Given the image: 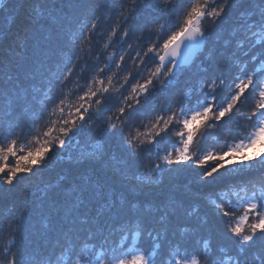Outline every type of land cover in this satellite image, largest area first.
<instances>
[{"label": "snow or ice", "instance_id": "6c2138e0", "mask_svg": "<svg viewBox=\"0 0 264 264\" xmlns=\"http://www.w3.org/2000/svg\"><path fill=\"white\" fill-rule=\"evenodd\" d=\"M0 15V264H264V0ZM222 122L223 147L199 151Z\"/></svg>", "mask_w": 264, "mask_h": 264}, {"label": "trees", "instance_id": "16d2710c", "mask_svg": "<svg viewBox=\"0 0 264 264\" xmlns=\"http://www.w3.org/2000/svg\"><path fill=\"white\" fill-rule=\"evenodd\" d=\"M16 2V0H7V3L8 4H14ZM37 2L39 3H43L44 0H37ZM189 2H191V0H189ZM178 23L182 24V18H178L177 20ZM6 23V19L3 15H0V25H3ZM209 25V22L208 21H205V24L204 26L207 27ZM220 27H222V25H218L217 28L214 30L213 34L215 33V31H218L220 29ZM154 30L156 31H161L162 29L160 28L159 25H154L153 26ZM3 41H4V37L2 34H0V45L3 44ZM109 52H113L114 49L112 48H109L108 49ZM199 55V53H198ZM105 59H107V57L105 56ZM196 59V58H195ZM245 58L241 57V62H243ZM225 60V64L228 65V66H231L233 65V60L234 58H231V57H228L226 56L224 58ZM3 61V53L0 52V62ZM200 61L197 60L196 61V64H199ZM187 72H192V71H195L196 70V65L195 64H190V65H187V66H182ZM111 73H109L110 75ZM123 75H126V73H121V76ZM182 85H183V81H182ZM71 87V85L69 86ZM186 89H184L182 86L181 87H178L176 89V92L179 93V92H182V91H185ZM64 91H68L67 89H65ZM69 97H70V100L74 101L75 100V97L71 96V93L69 92L68 93ZM225 95L226 93L224 91H222L220 93V96H221V99L225 98ZM122 99V98H121ZM51 107V106H50ZM144 123H148L147 120L144 121ZM230 123H225V122H222L221 124V128H220V132L217 133L215 131H209V132H206L205 133V137L202 139L201 141V147L199 149V151H205L207 150L209 147H211V150L213 151H218L221 147H223V144H224V137L223 136H220V137H211L212 135H222V132L223 130L226 128V127H230ZM141 131H146V129L144 128H141L140 129ZM243 135H246V133H242V136ZM177 143L175 145H172V144H169V147H168V150L169 151H172L173 147H178L179 144H178V138H174ZM32 140H33V137L32 136H29L27 139H24V140H21L19 142V146L23 147L25 149V152L28 151L30 148L34 147L33 143H32ZM95 138H93V142H94ZM240 142L239 140H235V141H232V143H238ZM0 143H3V140L2 138H0ZM257 148L258 149H264V140H262L258 145H257ZM67 151V150H66ZM165 153L161 152V156H163ZM203 154V153H201ZM142 171H147V166L144 170ZM178 176H179V179L181 181H187L189 178H190V174L187 170H183L181 171L180 173H178ZM169 180L170 178H166L165 180V183H169ZM29 184H32V185H35L36 183V180L34 179L33 181H30L28 182ZM214 198V197H213ZM235 199V198H233ZM2 213H3V209H0V218H2ZM12 239V237H10L9 235L6 234V232L3 230V225H0V250L3 249V247L5 245L8 244L9 240Z\"/></svg>", "mask_w": 264, "mask_h": 264}, {"label": "water", "instance_id": "95a60500", "mask_svg": "<svg viewBox=\"0 0 264 264\" xmlns=\"http://www.w3.org/2000/svg\"><path fill=\"white\" fill-rule=\"evenodd\" d=\"M197 55H198V53H194V54L192 55L191 60L188 62V64H185V65H182V66L190 65V64L192 63V60H195V58H196Z\"/></svg>", "mask_w": 264, "mask_h": 264}]
</instances>
